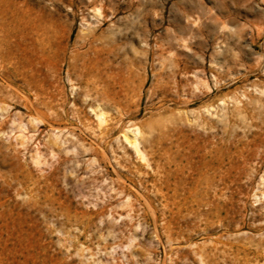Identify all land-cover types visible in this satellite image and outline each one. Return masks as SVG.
Returning a JSON list of instances; mask_svg holds the SVG:
<instances>
[{
  "label": "rangeland",
  "instance_id": "1",
  "mask_svg": "<svg viewBox=\"0 0 264 264\" xmlns=\"http://www.w3.org/2000/svg\"><path fill=\"white\" fill-rule=\"evenodd\" d=\"M1 24L0 264H264V0H0Z\"/></svg>",
  "mask_w": 264,
  "mask_h": 264
},
{
  "label": "bare ground",
  "instance_id": "2",
  "mask_svg": "<svg viewBox=\"0 0 264 264\" xmlns=\"http://www.w3.org/2000/svg\"><path fill=\"white\" fill-rule=\"evenodd\" d=\"M94 2V1H93ZM95 3V2H94ZM93 3V4H94ZM109 3V2H108ZM95 6V5H94ZM93 8V11H95V16L96 18L97 17H105L107 16V13H106V8H95V7H92ZM106 18V17H105ZM105 21V20H104ZM102 23V22H101ZM9 25V24H8ZM88 25L90 26V23H88ZM223 25V24H222ZM10 26V25H9ZM224 26V25H223ZM222 26V28H224ZM7 28H9L8 26H4V25H0V61L1 63L2 62H6L8 60H10L11 58V54L13 53V48L11 46V42H10V38L12 37V31H9ZM91 29V27H89ZM96 28V27H95ZM95 28H92L91 30L94 31ZM226 28V27H225ZM230 28V27H229ZM12 29V28H11ZM221 30V29H220ZM229 30V29H228ZM218 31V30H217ZM230 33V32H229ZM235 35V34H234ZM12 41V40H11ZM217 78V77H216ZM201 79V78H200ZM203 83V82H202ZM37 84V83H36ZM204 84V83H203ZM38 86V85H37ZM204 86V85H203ZM41 87V86H40ZM208 88V87H207ZM43 91V90H41ZM45 94V93H44ZM101 95L104 96V97H107L109 98L110 100L113 101V103L115 105H118L119 104V100L118 99V93L115 92L114 90H112L110 87H106L104 88L102 91H101ZM230 100V99H229ZM46 101V100H45ZM50 104V103H49ZM222 104V103H221ZM227 104V103H226ZM37 105V104H36ZM121 105V104H120ZM40 106H42V104H40ZM210 113V112H209ZM96 116L98 118V120L100 122L104 121V112L102 110V108H100V106L97 105V111H96ZM42 120V119H41ZM40 120V121H41ZM99 122V124H101ZM118 125V124H117ZM114 126V125H113ZM135 126V125H134ZM133 126V127H134ZM57 128V127H56ZM55 129V128H54ZM61 129V128H60ZM58 130V129H57ZM58 132V131H57ZM123 132V136L125 138V141L128 142L135 150V152L138 154V156H140L142 159H145V155L141 149V146H140V138H139V133H141L139 131V128H131V127H126V129L124 128V130L122 131ZM56 134V133H55ZM142 134V133H141ZM143 136L141 135V138ZM55 140V139H54ZM62 140V139H61ZM24 144V143H23ZM25 145V144H24ZM56 149V148H55ZM145 161V160H144ZM169 162H171V157L169 159ZM178 193V189L176 190V194ZM201 213V212H200ZM208 215V214H207ZM203 216V215H202ZM205 217V216H204Z\"/></svg>",
  "mask_w": 264,
  "mask_h": 264
}]
</instances>
